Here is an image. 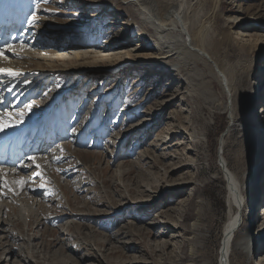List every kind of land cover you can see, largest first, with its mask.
Segmentation results:
<instances>
[{"label": "rangeland", "instance_id": "obj_1", "mask_svg": "<svg viewBox=\"0 0 264 264\" xmlns=\"http://www.w3.org/2000/svg\"><path fill=\"white\" fill-rule=\"evenodd\" d=\"M127 1L39 0L37 9L38 0H11L6 26L10 30L3 40L18 33L17 38L30 42H26L27 48L9 42L1 48L5 51L0 65L12 62L20 73L16 77L0 75V93L10 95L0 104L4 106L0 118L4 116L3 122L10 125L5 134L25 125L33 130L31 124L49 110L42 121H51L49 115L57 102L53 120L75 125L62 127V138L55 143L51 139L42 153H38L41 149L35 151L33 142L32 152L13 163L3 156L8 163L0 165L7 173L1 171L0 193L18 181L20 187L17 194L0 200V221L7 223L10 214L3 209L15 206L22 227L14 233L9 222L10 226L3 225L9 233H0V264H24L23 249L31 246L41 259L51 260L60 247L70 248L82 264H219L228 207L226 182L216 172H220L222 142L227 136V159L243 178L247 205L257 206L253 215L245 210L238 236L257 234L263 223L264 0H188L187 22L212 28L204 47L213 37L214 58L220 56L225 62H220L221 67L228 66L237 73V82L243 83L239 118L231 128L230 113L222 111L229 103L223 87L214 82L215 99L209 92L202 96L186 80L185 71L174 72L176 61L164 59L154 32L140 19L137 7ZM34 13L37 22L29 23ZM123 40L127 46L121 45ZM158 56L162 57L155 60ZM107 58L123 59L124 69L109 66ZM71 63L76 64L72 67ZM27 104L32 105L30 110L25 108ZM184 126L197 138L183 139L184 132L191 133ZM24 130L17 132H29ZM37 165L49 170L52 165L56 172L37 173ZM22 166L31 168L21 171ZM137 169H144L146 176H139ZM75 171L88 173L96 184L85 186L92 190L89 195L78 193L79 182L77 188H65L66 181L78 176ZM124 172L130 174L129 179L116 180L115 188L112 179ZM120 189L123 193H116ZM126 189L132 191H128L132 198ZM96 192L99 198L94 196ZM74 207L75 217L61 221V214H70ZM35 220L42 225L38 227ZM168 230L169 237L157 236ZM75 234L81 235L78 240L91 236L92 252L77 251L75 238H69ZM255 236L253 244L264 247V231ZM44 241L54 243L55 250L44 247ZM192 242L206 256L193 259ZM8 243L15 252L4 262L7 254L1 249ZM164 245L167 248L162 250ZM240 256L238 253L237 260L243 264H258L264 259V250L248 258ZM29 262L36 264L37 259L31 257Z\"/></svg>", "mask_w": 264, "mask_h": 264}, {"label": "bare ground", "instance_id": "obj_2", "mask_svg": "<svg viewBox=\"0 0 264 264\" xmlns=\"http://www.w3.org/2000/svg\"><path fill=\"white\" fill-rule=\"evenodd\" d=\"M127 2L129 4H133V6L137 7V11L139 13L138 15H139L140 19L144 20V22H146V25L154 32V34L156 36V42L158 44L157 49L160 51V54L162 56H164V59L172 58L176 61L175 64L177 66H175V68L173 69L174 72L175 71L179 72L181 70L185 71L186 80L191 82L193 86H197L198 90L202 92V96L206 95L205 92H209V94L211 96H213L215 99V95H216L215 88L216 87H215L214 82H218L223 87L225 93L227 94V96L229 98V103H227L222 108V111L226 112V113H230V117L228 118V122H229V125L231 128L232 124H234L235 121L239 118V111L238 110H240V106H241L240 101H242L240 86L243 85V83L240 84V82H237V79H236L237 73H234L231 70H229L228 66L227 67H221L220 62L224 63V65H225V62L222 61L220 56H217L216 58H214L215 55L212 52L213 41H214L213 37L211 38L209 46L204 47V46H206L207 38L211 35L212 28L209 27L205 23H203V24H192L191 25L187 22L188 21L187 14H188L189 7L191 5V3L188 2V0H128ZM8 3L11 4V0H0V44L3 43L1 41H2V37L5 34L6 30L7 29L10 30L9 27H4L10 23V20L8 19L7 16H8L9 9L12 7L9 6ZM130 23H131V25H133L132 22H130ZM12 38H13V36L8 37V40L11 42ZM124 41L125 40H123L121 42L122 43L121 45L127 46V43L126 44L123 43ZM59 43H57V44H59ZM29 46H30V44H29ZM31 46H32V44H31ZM25 47L27 48L28 45H26ZM57 49H61V48H57ZM79 56L86 59L85 55H79ZM162 56H158L155 60H158ZM0 58H1V56H0ZM120 60L122 61L123 59H115V58L109 59V58H107L106 63L109 66L114 67V69H118V68L124 69V65L121 64ZM5 63H6L5 65H0V68L12 69L14 71L19 70L18 68L13 66L12 62L6 61ZM0 64H2V63H0ZM71 64L73 67L76 63H71ZM127 64H128V62H127ZM200 65H202L204 67L200 68L199 67ZM176 67H177V69H176ZM0 75L2 77L6 74H0ZM0 85H1V83H0ZM4 85L5 84H2V86H4ZM11 87H13V86H11ZM4 88H7V87H4ZM2 93L3 92L0 93V104L8 101L10 98V95L7 96L8 94H2ZM5 96H7V97H5ZM251 99H252V96H250V100ZM3 105H5V104H3ZM12 105H13V103H12ZM16 105H18V103H16ZM15 106H12L11 108H15ZM3 108H4V106L1 105L0 110ZM49 111H48V113H45L43 115L42 120L47 118V115L50 113ZM262 114H264V111ZM49 116H51V114ZM3 118H4V116L2 117V119ZM49 121H50V119H47L45 122L43 121V123H44V125L45 124L47 125V128H51V132H54V134H52V137H51V133H48V136H46V138L43 137V139L45 138V143H43V139H41L40 137L33 138L32 143L29 140L31 145L26 148V153H24L22 155H27V154H30L32 152L30 150V147L31 148L33 147V145H34L33 142H35V146H36L35 151H38L41 149L38 153H42L44 151L43 148H46L48 144H51V139H53V142L55 143L62 138V136H63L62 134H64V132H63L64 130L61 129L62 127L66 126L67 128H73L75 125V124L74 125L72 124V126H71L69 124V122H64L62 120L57 125V122H58V120H57L56 123L53 124L54 125V130H53V125L51 127V125H49ZM77 121H78V119H77ZM74 123H76V122L74 121ZM185 124H187V123H185ZM262 124H264V123H262ZM184 128H186L187 131L188 130L191 131V128H187L186 126H184ZM5 133H6V131L0 132V149L1 150L4 149L0 153V165H2L4 163H8V162H5L3 160L4 155H7V157H10V155H11V158L9 159V163H13L15 160H17L18 159L17 157L19 155L15 156L16 155L15 152L19 151V148H21V146L19 144H17L18 138L13 139V147H12L10 144V137H9L10 134L7 135ZM19 133H21V135H23V133L19 132V131L17 132V135H19ZM182 134H180V135H182ZM185 134L187 136L183 137V139L192 140V139L197 138L196 133L193 131H191V133L189 135H188V133L184 132V135ZM17 135H15V137ZM74 135L79 136L80 133L74 132ZM224 139L225 140L222 142L223 148H222V152H221L220 172H216V175L218 176L220 174V176L226 182V191H227L226 192V202H227V207H228V214H227L228 221L223 225V229H222V239H221V243H220L219 264H243V260H240V261L237 260V258H238L237 254L238 253H240V255H241L240 257L244 256L245 258H248L249 255H257L261 252V250H264V247H258L257 245L253 244L257 241L255 239L253 240V237H252V236L258 235L262 231H264V213L260 214V216L262 215L263 223H262V225H259V227H258L259 229H258L257 234L253 233V235H251L250 233H248V234L244 235L243 237L238 236V234H239L238 232L242 227L241 226L242 222L244 221V223H245V210L248 208L253 215V213L257 209V206L255 205L256 203L253 204L251 207L249 205H247V202H246V195L247 194L245 191V183L243 181V178L240 177L236 172H234L230 166V163H229L227 156H226V153L224 151V145L226 147L228 136ZM47 141H48V143H47ZM1 147H4V148H1ZM12 153L14 155H12ZM57 153H58L57 151L54 152L53 156H57ZM60 157H62V156H59L56 158H60ZM40 166H42V165H40ZM40 166L37 167V170H38L37 173L43 174V172L44 173L47 172L48 174H50V173L52 174V173L56 172V168L52 165H51V170H49L47 168L42 169ZM23 168H26V171H29L31 166H29V167L22 166V167H20L21 171L25 170ZM179 169H181V167ZM137 170L140 173L139 176H141V177L146 176L144 169H141V170L137 169ZM1 171L4 172L3 175L7 174L5 172V169L1 168L0 169V177L2 176ZM74 173H78V176L73 181H66L65 188H67L69 190H72V189H70V187L75 186V188H77L76 184H78V182H79V184H81L82 187L77 188L78 193H80V194L86 193V195L87 194L89 195L92 190L88 191L85 186L91 185L93 187H96V184L91 181L88 173L83 172V171L82 172L75 171ZM129 176H130V174H129ZM129 176L126 172H124V173H122V176L120 178L114 177V180L112 179L111 183L113 184V186L115 188H117L115 186V182H117L116 180L119 179V181L123 182V181H125L126 178L128 180ZM139 176H137V177H139ZM88 177H89V179H88ZM86 179H88L89 181ZM83 180H85V181H83ZM11 181L12 182L10 184L14 183L13 179H11ZM15 183L16 184L14 186L9 185L6 188V191L3 190L0 193V200L3 197L8 196V198H10L11 195L17 194L19 187H20V181L15 182ZM103 186H106L105 182H103ZM84 187H85V189H84ZM126 191L128 192L129 190L126 189ZM119 192L123 193V190L120 189V190L116 191V193H119ZM129 192L132 193V191H129ZM8 193H10V194H8ZM130 193H129V196H130ZM94 196H96V198H99V194L97 192L94 194ZM112 196H114V195H112ZM114 198H115V196H114ZM130 198H132V196H130ZM81 200L82 199H78L77 202L79 203V202H81ZM244 202H245V205H244ZM69 204H70V206H72V202L70 200H69ZM243 206H244V208H243ZM58 207L61 208L63 206H58ZM62 209H65V207ZM3 210L8 211V213L10 214V217H7V220H8L7 223L0 221V227L2 226V229H0V233H9L8 230L11 228L14 229V233H16L15 231L17 229L21 230V227H22V222L20 220L21 217H20L19 211L15 208V206L10 205L9 207H5ZM75 212H77V211H76V208L74 207L70 211V214L69 213L61 214L62 215L61 221L65 217H75V214H76ZM89 214H91V213H89ZM8 222L11 224V227H9L8 230H3V225H8ZM35 222H37V221L35 220ZM37 225L39 227L42 224L37 222ZM8 226H10V225H8ZM76 226H78V225H76ZM77 230H78V228H77ZM80 230H81V228H80ZM14 233H12V234L14 235ZM78 236H80V238H82L80 234L69 235V238H71V237L75 238V240H76L75 245L78 247L77 251H80L81 253L85 250L92 252V249H91L92 246L91 245L94 242H92V238H90L91 236L90 237L84 236V240H80V239L78 240L77 239ZM157 236L163 237V238L169 237V230L167 232H162L161 234H159ZM14 238H15V236H14ZM172 238H174V237L172 236ZM195 244L196 243L192 242V258L195 259L196 256H202V257L206 256V252L204 250H202V248L197 247V245H195ZM95 245L97 246L98 244L95 242ZM54 246H55L54 243L47 244V241L46 242L44 241V247H47L50 250H55ZM30 248L25 247L23 249V255H21V257L26 256V260H27V261H24V264H26V263L29 264L30 263L29 260L31 259V257L37 259L36 264L42 263L41 261H38V260H43L44 263H42V264H82L83 263L80 259L74 257L76 254H75V252H71L70 248L60 247L59 249H57L55 252L58 253V256H53V260H51L50 258H42L41 259V257L39 256V252L35 249V246H31ZM160 248H162V250H163L164 248H167V247L164 245V246H160ZM35 250H36V252H34ZM1 251H3L2 252L3 254H7L6 258L4 259V262H8L7 258H10L11 256H13V254H14L13 252H15L14 247L9 245V243L6 247L1 249ZM67 251H69L73 255H71ZM156 251H159V250H156ZM156 251H154V252H156ZM173 253H176V252L175 251L171 252L170 254H168V256L174 255ZM162 264H175V263H168L166 261ZM192 264H195V263L193 262ZM258 264H264V259Z\"/></svg>", "mask_w": 264, "mask_h": 264}, {"label": "snow or ice", "instance_id": "obj_3", "mask_svg": "<svg viewBox=\"0 0 264 264\" xmlns=\"http://www.w3.org/2000/svg\"><path fill=\"white\" fill-rule=\"evenodd\" d=\"M43 3H49V0H43ZM35 7L37 9H39L40 7V3H39V0L37 2V4L35 5ZM35 22H37V17L35 15V13L32 15V18L30 19L29 23H33L35 24ZM21 47H25V45L21 44ZM8 50H12L13 46L12 45H8L7 46ZM4 49H0V56H4ZM7 59V57H5ZM0 74H6L10 77H16L18 75H20V73L12 70V69H5V68H0ZM32 107L31 104H27L25 105V108L30 110ZM20 120L22 121L23 120V116H20ZM10 125H5V123L3 122V119L0 118V132H3L5 131L6 127H9ZM34 159V158H32ZM37 167H39V165H37Z\"/></svg>", "mask_w": 264, "mask_h": 264}]
</instances>
